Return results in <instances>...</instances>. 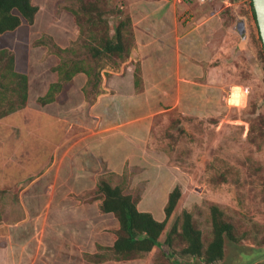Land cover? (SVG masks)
<instances>
[{"label": "rangeland", "instance_id": "1", "mask_svg": "<svg viewBox=\"0 0 264 264\" xmlns=\"http://www.w3.org/2000/svg\"><path fill=\"white\" fill-rule=\"evenodd\" d=\"M90 1L94 2L32 0L38 6L33 21L23 19L14 30L0 33V48L13 51L16 69L28 79L26 105L0 117V225L11 229L14 237L20 225L28 245L34 243L33 235L42 239L41 254L32 264H206L180 253L179 240L166 253L156 247L127 260L90 257L112 244L117 226L114 215L100 213L93 200L97 179L122 186L139 198L140 209L162 218L164 193L178 185L181 198L161 241L171 225L180 222L182 209H187L206 244L211 238L210 205L216 204L234 224L238 240L226 239L223 258L211 264L263 260L264 57L250 0H213L202 7L190 1L197 9L210 3L209 10L215 14L210 40L217 56L212 77L218 88L209 89L208 101L207 90L201 89L195 111L185 104V112L183 108L157 112L147 121L146 134L139 137L125 136V121L115 126L106 119L104 143L97 140L98 133L103 134L97 127L101 121L91 115L100 89L87 84L84 73L65 83L52 102L36 101L56 81L53 68L59 57L34 41L51 38L61 47L73 48L71 57L88 58L83 42L97 26H89L80 14V34L73 10ZM98 1L113 33L132 0ZM138 9V14L144 11ZM104 71L101 74L106 76ZM235 86L240 88L238 105L230 101ZM111 134L121 135L120 142H130L129 149L134 150L127 152L120 168H110L88 147H114L117 137ZM158 184L160 193L155 195Z\"/></svg>", "mask_w": 264, "mask_h": 264}, {"label": "crops", "instance_id": "2", "mask_svg": "<svg viewBox=\"0 0 264 264\" xmlns=\"http://www.w3.org/2000/svg\"><path fill=\"white\" fill-rule=\"evenodd\" d=\"M209 5L197 9L188 0H132L128 4L134 44L118 70L104 71L106 76L102 75L100 92L91 107L92 118L101 121L97 127L103 131V134L98 133L97 140L104 143L106 119L112 120L115 126L125 121V136L133 133L139 137L146 134L147 121L155 113L176 108H183L185 112V104L195 111L203 95L201 89L207 90V101L209 89L217 91L218 85L212 77L217 72V65L213 63L217 56L210 40L215 14H211ZM138 7L144 8L140 14ZM201 10H205L204 15L196 16ZM137 66L138 80L135 81ZM143 105L150 110L147 112ZM114 135L117 140L112 148L104 144L88 147H92L90 151L97 153L98 158L107 160L110 168H120L127 152L131 154L134 150L129 149L130 142H120L121 135L111 134ZM159 185L153 188L155 195L160 193ZM167 192L164 193L165 202ZM155 217L162 219L160 215ZM20 232L23 233L19 225L14 237L11 229L5 230L0 225V264H32L37 261L42 239L33 235L34 243L28 245Z\"/></svg>", "mask_w": 264, "mask_h": 264}, {"label": "trees", "instance_id": "3", "mask_svg": "<svg viewBox=\"0 0 264 264\" xmlns=\"http://www.w3.org/2000/svg\"><path fill=\"white\" fill-rule=\"evenodd\" d=\"M91 2V1H90ZM98 0L91 3H82L79 9L73 10L74 20L82 32L80 14L86 16L87 24L91 27L89 39H85L83 46L88 49V58L80 55L70 56L71 47H61L55 42L46 41L39 37L34 45H45L59 57L54 66L57 73L56 81L49 84L46 92L36 98V101L45 105L55 99L65 83L73 80L78 73H84L86 82L93 89L99 87L101 71L105 69L116 71L127 60L134 44V34L130 15L119 18L110 33L109 23L103 17L102 9H98ZM250 6L260 47L264 57V47L259 35L255 13L250 0ZM38 6L32 0H0V33L12 31L18 27L23 19L32 22ZM122 14V11H119ZM90 60V61H89ZM138 66L135 68V81L138 80ZM28 100L27 76L15 67V56L8 48H0V117L23 108ZM264 123V119L260 118ZM252 128V125H251ZM263 130V131H262ZM261 135L264 129L260 127ZM96 201L100 213H112L117 221L114 228V239L111 245L102 247L103 253H92L90 257L96 261L104 259L127 260L141 256L159 247L166 253L176 242L182 244L180 253L196 256L206 264H211L223 258L225 240L237 241L238 236L234 224L225 219L223 211L216 204L210 205L211 238L204 244L202 231L195 226L193 216L187 209H182L180 222L175 221L168 230L163 241L165 227L178 206L181 198V189L173 186L167 195L163 207L164 217L157 219L150 211L140 209L139 198L123 191L122 186L112 185L105 178L96 180ZM168 252V251H167ZM255 264H264V259Z\"/></svg>", "mask_w": 264, "mask_h": 264}, {"label": "water", "instance_id": "4", "mask_svg": "<svg viewBox=\"0 0 264 264\" xmlns=\"http://www.w3.org/2000/svg\"><path fill=\"white\" fill-rule=\"evenodd\" d=\"M258 26L259 35L264 47V0H251Z\"/></svg>", "mask_w": 264, "mask_h": 264}, {"label": "bare ground", "instance_id": "5", "mask_svg": "<svg viewBox=\"0 0 264 264\" xmlns=\"http://www.w3.org/2000/svg\"><path fill=\"white\" fill-rule=\"evenodd\" d=\"M230 101L239 104L240 102V88L238 86L233 87L231 94H230Z\"/></svg>", "mask_w": 264, "mask_h": 264}, {"label": "built area", "instance_id": "6", "mask_svg": "<svg viewBox=\"0 0 264 264\" xmlns=\"http://www.w3.org/2000/svg\"><path fill=\"white\" fill-rule=\"evenodd\" d=\"M188 1H191V0H188ZM197 3H199V4H204V3H206V2H211V1H213V0H195Z\"/></svg>", "mask_w": 264, "mask_h": 264}]
</instances>
